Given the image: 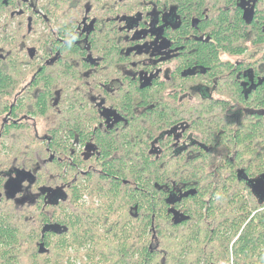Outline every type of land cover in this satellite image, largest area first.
I'll return each mask as SVG.
<instances>
[{
  "label": "trees",
  "instance_id": "trees-1",
  "mask_svg": "<svg viewBox=\"0 0 264 264\" xmlns=\"http://www.w3.org/2000/svg\"><path fill=\"white\" fill-rule=\"evenodd\" d=\"M172 1L184 19L196 14L198 28L205 31L210 40H189L187 44L191 47L186 49L194 51L181 62L187 63L189 59L213 73L219 67L218 48L237 55L246 49L240 45L248 36V27L236 1ZM209 3L219 8L214 13L209 9L203 15ZM230 6H235L234 14ZM250 24L253 41L264 42V11H257ZM192 30L190 23L184 21L176 35L179 37ZM104 53L108 60L112 58L111 49H104ZM76 54L80 58L83 53L76 47ZM65 67L70 69L68 62ZM8 82L9 78L1 72L0 90L9 89ZM42 82L44 90L34 101V115L48 117L54 115L56 105L53 106L48 77H43ZM172 85L174 89H185L189 84L178 77ZM219 87L223 92H235L240 106L264 108V87H258L247 99L241 97L235 80L230 84L220 82ZM133 89L122 95L124 108L132 106ZM165 89V85L159 83L155 88L137 91L140 106H162L158 103L164 98H158L155 92ZM62 91L69 93L68 84ZM153 102L157 105H152ZM184 106L177 103L176 95L172 96L169 107ZM221 106L224 109V104ZM186 107H206V111H213L218 105L187 103ZM17 114H21L20 111ZM160 115L168 119L163 112ZM249 116L239 111L236 128L222 133L220 146L226 152L235 151V159L220 167L185 163L179 159L168 163L152 161L145 152L148 131L140 128L138 120L131 122L130 131H122L120 143L112 134L99 131L92 134L79 128L84 123L83 116L75 123L64 122L63 118H71L69 114L58 116L60 124H66L63 141L58 131L51 130L50 126L47 132L50 142L45 140L43 144L34 141L32 133L23 125L12 124V130L3 134L0 171L11 165L33 172L37 157H41L45 162L41 172H34L30 192L37 193V187L43 183L46 191L55 188L62 195L41 210L42 201L33 207L16 205L2 194L0 264H24L25 261L75 264L76 260H81L82 264H264V202H260L237 172L243 171L246 177L256 178L264 174V120L255 113ZM204 117H208L204 123L225 124L221 119L210 120L209 112ZM75 134L81 145L93 135L100 155L84 161L78 152L72 153L71 140ZM49 154L54 155L52 161L47 160ZM89 162L93 167L87 170ZM81 170L86 172L82 174ZM171 182L187 183L190 191L195 192L182 197V207L175 206L181 212L179 216L182 215L176 223L163 191V186ZM245 192L247 195H243ZM85 197L89 199L87 203ZM49 224L59 225L63 231L45 232L44 225Z\"/></svg>",
  "mask_w": 264,
  "mask_h": 264
},
{
  "label": "flooded vegetation",
  "instance_id": "flooded-vegetation-1",
  "mask_svg": "<svg viewBox=\"0 0 264 264\" xmlns=\"http://www.w3.org/2000/svg\"><path fill=\"white\" fill-rule=\"evenodd\" d=\"M235 1L248 27V36L240 45L246 49L237 55L218 48L219 67L212 73L189 59L187 63L181 62L194 51L186 49L191 47L187 44L189 40H210L206 32L198 28L196 14L184 19L172 0H0V73L9 78V89L0 90V148L5 141L3 134L12 130V124L23 125L38 144L45 140L50 142L47 134L50 126L62 139L66 124H60L58 116L69 114L71 118H63L64 122L75 123L83 116L84 123L79 128L92 134L96 131L112 134L118 143L122 131H130L131 122L138 120L140 128L148 131L145 152L154 162L179 159L185 163L220 167L233 161L235 151L226 152L220 146L222 133L236 128L239 111L249 117L255 113L264 120V108L240 106L235 92H223L219 87L220 82L230 84L235 80L244 99L258 87H264V60H261L264 42L253 41L250 26L255 13L264 11V0ZM218 8L209 3L202 14L209 9L214 13ZM230 9L233 14L236 12L235 6ZM184 21L190 23L193 30L178 37L176 33ZM262 31L264 33V25ZM76 47L83 53L80 58ZM251 47L258 51L255 56L250 54ZM104 49L113 52L110 60ZM67 62L70 69L65 67ZM45 76L53 91V106L56 105L54 115L48 117L34 115V101L44 90L42 78ZM178 77L186 79L188 88L174 89L172 84ZM38 80L41 82L36 84ZM159 83L166 87L155 92L158 98H164L158 103L162 106L141 107L137 91L155 88ZM66 84L68 94L62 91L66 90ZM131 88L137 89H133L132 106L124 108L122 95ZM173 95L177 96L178 104L185 106L169 107ZM187 103H214L218 107L213 111H206V107L187 109ZM18 111L21 114H17ZM161 112L168 119L161 118ZM207 112L211 113L210 120L221 119L225 124L204 123L208 119L204 117ZM71 144L72 153L78 152L84 161L100 155L93 135L81 145L75 134ZM53 158L54 155L49 154L47 160ZM44 162L37 157L33 172L11 165L0 171V202L2 194L16 205L33 207L42 201L43 210L54 201L50 195L55 197L59 191L54 188L48 192L43 183L37 187V193L30 192L34 172H41ZM186 184L171 182L163 186L172 218L176 213L180 218L181 212L175 206L182 207V197L195 193ZM51 225L54 224L44 225V228ZM54 226L55 232H45L63 231L59 225Z\"/></svg>",
  "mask_w": 264,
  "mask_h": 264
},
{
  "label": "water",
  "instance_id": "water-1",
  "mask_svg": "<svg viewBox=\"0 0 264 264\" xmlns=\"http://www.w3.org/2000/svg\"><path fill=\"white\" fill-rule=\"evenodd\" d=\"M238 173L246 181V184L250 187L251 191H253L254 194L259 198L260 202H264V174H261L257 178L248 179V177L243 175L244 174L243 171H239ZM61 195H62L61 192H59V194H56L55 197L53 196V194H51L50 197L54 200H57V199L61 198ZM176 215H177V213H176ZM176 215H174L175 223L179 222L181 217H182V215H181L180 218H177ZM56 230L57 229L54 225H51V226L45 228V231L55 232Z\"/></svg>",
  "mask_w": 264,
  "mask_h": 264
},
{
  "label": "rangeland",
  "instance_id": "rangeland-1",
  "mask_svg": "<svg viewBox=\"0 0 264 264\" xmlns=\"http://www.w3.org/2000/svg\"><path fill=\"white\" fill-rule=\"evenodd\" d=\"M258 53V51H257V49H254V48H250V54H252L253 56H255L256 54ZM252 56V57H253ZM87 167H93V163L91 162H89L88 164H87ZM245 193H243V195H244ZM85 201H86V203H87V201H89V199H86V197H85V199H84ZM98 200L97 199H94V202H97ZM36 214V213H35ZM34 213H30V215H35ZM30 215H27V216H29L30 217ZM147 242H148V240H147ZM106 243H104V245H105ZM148 244H149V242H148ZM104 247H107V249H108V246L107 245H105ZM24 264H30L29 262H24ZM64 264V263H63ZM67 264V263H66ZM75 264H82V262H81V260H76L75 261Z\"/></svg>",
  "mask_w": 264,
  "mask_h": 264
}]
</instances>
